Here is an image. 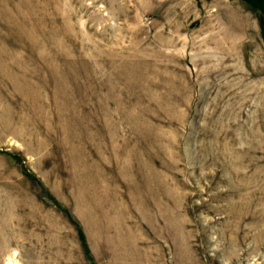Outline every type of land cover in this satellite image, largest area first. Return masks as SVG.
I'll list each match as a JSON object with an SVG mask.
<instances>
[{
    "label": "rangeland",
    "instance_id": "rangeland-1",
    "mask_svg": "<svg viewBox=\"0 0 264 264\" xmlns=\"http://www.w3.org/2000/svg\"><path fill=\"white\" fill-rule=\"evenodd\" d=\"M258 1L0 0V264H264Z\"/></svg>",
    "mask_w": 264,
    "mask_h": 264
},
{
    "label": "trees",
    "instance_id": "trees-1",
    "mask_svg": "<svg viewBox=\"0 0 264 264\" xmlns=\"http://www.w3.org/2000/svg\"><path fill=\"white\" fill-rule=\"evenodd\" d=\"M248 2H250L251 4L258 6L259 7V1L258 0H247Z\"/></svg>",
    "mask_w": 264,
    "mask_h": 264
},
{
    "label": "bare ground",
    "instance_id": "bare-ground-1",
    "mask_svg": "<svg viewBox=\"0 0 264 264\" xmlns=\"http://www.w3.org/2000/svg\"><path fill=\"white\" fill-rule=\"evenodd\" d=\"M8 264H15V263L12 260H9Z\"/></svg>",
    "mask_w": 264,
    "mask_h": 264
}]
</instances>
